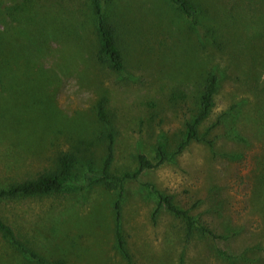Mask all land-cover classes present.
I'll return each mask as SVG.
<instances>
[{"label":"rangeland","instance_id":"374dc122","mask_svg":"<svg viewBox=\"0 0 264 264\" xmlns=\"http://www.w3.org/2000/svg\"><path fill=\"white\" fill-rule=\"evenodd\" d=\"M195 22L168 0H103L118 28L125 71L98 56L92 0H0V188L36 179L77 157L60 195L0 199L16 237L67 264H264V0H192ZM219 76L214 108L186 139L208 75ZM103 102L107 120L99 117ZM139 156L170 159L125 184L127 258L116 237V191L101 181ZM157 190L194 224L159 210ZM158 210V211H157ZM227 239H215L204 230ZM0 264H35L0 231Z\"/></svg>","mask_w":264,"mask_h":264},{"label":"trees","instance_id":"16d2710c","mask_svg":"<svg viewBox=\"0 0 264 264\" xmlns=\"http://www.w3.org/2000/svg\"><path fill=\"white\" fill-rule=\"evenodd\" d=\"M178 12L191 22H195L199 16L197 5L192 0H168ZM92 8L96 23V32L98 38V56L100 61L107 65L110 69L123 73L125 71V59L122 47L120 45L118 28L109 21L103 0H92ZM219 89V76L215 73L208 75L205 82L203 92L200 96L199 110L197 115L187 122V135L186 139L181 143L175 155L181 154L185 148L193 141L195 142H208L205 135L200 134L201 125L208 119L213 108L215 96ZM99 117L107 120L106 109L104 103L99 105ZM110 146L108 148V157L105 160V165L101 173H95L89 170L87 173L88 183L96 179L101 181L103 187L108 191H116L118 197L115 201L116 211V237L118 241L119 251L129 257L126 249L125 237L122 233L121 225V209L123 199L125 197V184L128 181L138 180L140 175L146 170L157 169L165 164L169 159V153L166 144L161 142L158 146L157 161L150 160L145 155L139 156V168L133 173H125L122 176L114 175L111 172V167L114 159L113 135L109 136ZM77 157L72 153H65L59 157L58 165L55 170L45 171L41 173L36 179H30L23 182L12 184L7 189L0 188V199H16V198H29V197H46L65 193L72 179L74 178V171L77 164ZM153 193L159 200V210L163 206L176 216L187 220L188 233L187 239H190L193 233L194 224L192 217L188 212L179 209L171 196L164 195L163 193L153 190ZM158 211V210H157ZM0 231L4 233L13 246L30 262L35 264H67L62 260H50L35 249L31 248L29 244L21 242L15 235V232L0 218ZM215 239H227L224 236H218L214 232L204 230Z\"/></svg>","mask_w":264,"mask_h":264},{"label":"crops","instance_id":"0c3cea01","mask_svg":"<svg viewBox=\"0 0 264 264\" xmlns=\"http://www.w3.org/2000/svg\"><path fill=\"white\" fill-rule=\"evenodd\" d=\"M58 195H60V194H58ZM52 196H56V195H52ZM46 197H50V196H46ZM31 198H42V197H31Z\"/></svg>","mask_w":264,"mask_h":264}]
</instances>
